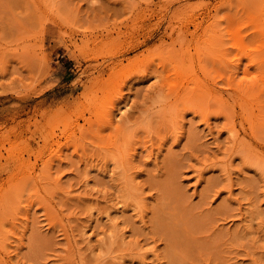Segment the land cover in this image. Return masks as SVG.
Here are the masks:
<instances>
[{"label":"rangeland","instance_id":"rangeland-1","mask_svg":"<svg viewBox=\"0 0 264 264\" xmlns=\"http://www.w3.org/2000/svg\"><path fill=\"white\" fill-rule=\"evenodd\" d=\"M159 4L0 0V264H264V0Z\"/></svg>","mask_w":264,"mask_h":264},{"label":"bare ground","instance_id":"bare-ground-1","mask_svg":"<svg viewBox=\"0 0 264 264\" xmlns=\"http://www.w3.org/2000/svg\"><path fill=\"white\" fill-rule=\"evenodd\" d=\"M163 1H164V0H161V3H162V4H161V5L159 4V6H163V7L169 8V7L165 6V3L168 4V3H170V2H174V1H176V0H165V2H163ZM245 1H247V0H245ZM220 2H222V1H220ZM226 2H227V1H226ZM159 3H160V2H159ZM258 3H259V2H257V3L255 2V4H258ZM167 4H166V5H167ZM219 4H220V3H219ZM221 4H222V3H221ZM227 4H228V2H227ZM245 6H246V5H245ZM262 6H264V5H262ZM216 7H217V6H216ZM216 7H215V8H216ZM260 7H261V6H260ZM160 8H162V7H160ZM219 8H221V7H219ZM263 8H264V7H263ZM211 9L213 10L214 8H211ZM223 9H224V8H223ZM165 10H166V9H165ZM165 10H164V12H165ZM212 10H211V12H212ZM216 10H217V8H216ZM242 10H243V8H242ZM205 11H206V14H207V13H208V12H207V9H206ZM202 12H204V10H203ZM245 12H246V10H245ZM242 13H244V11H242ZM200 14H201V12H200ZM202 14H203V13H202ZM202 14L199 15V16H202V17H203ZM216 14H217V13H216ZM247 14H248V13H247ZM263 14H264V13H263ZM218 15H219V14H218ZM220 15H222V14H220ZM225 15H226V14H225ZM192 16H193V15L191 14V18H192ZM210 16H211V15H210ZM213 16H214V15H213ZM228 16H229V15H228ZM206 17H207V16H206ZM215 17L217 18L218 16L215 15ZM215 17H214V18H215ZM225 17H226V18H229L230 16H229V17L225 16ZM234 17H235V16H234ZM234 17H233V18H234ZM186 18H187V20H188L189 17H186ZM186 18H185V19H186ZM216 18H215V19H216ZM221 18H222V16H221ZM223 18H224V16H223ZM223 18H222V19H223ZM237 18H238V17H236L235 19H237ZM192 19H193V18H192ZM219 19H220V17H219ZM230 19H231V17L229 18V21H230ZM189 20H191V19H189ZM196 20H197V19H196ZM204 20H205V19H204ZM210 20H211V19H210ZM217 20H218V19H217ZM223 20H224V19H223ZM227 20H228V19H227ZM192 21H193V20H192ZM192 21H191V22H192ZM207 21H208V20H207ZM212 21H214V20H212ZM231 21H234V19H232ZM262 21H263V20H262ZM179 22H180V21H179ZM185 22H186V21H185ZM200 22H202V21H201V20L198 21V23L201 25L202 23H200ZM214 22H217V21L215 20ZM220 22H221V21L219 20L218 23L220 24ZM176 23H177V22H176ZM183 23H184V22H180V24H182V26L185 25V24H183ZM192 23L194 24V22H192ZM196 23H197V22H196ZM196 23H195V24H196ZM209 23H212V24L215 25V23H213V22H209ZM218 23H216V24L218 25ZM229 23H230V22H229ZM171 24H172V23H171ZM186 24H188V23L186 22ZM199 24H198V25H199ZM226 24H227V23H226ZM262 24H263V22H262ZM190 25H191V24H189V25H187V26H190ZM217 25H215V28H216V27L218 28V26H219L220 28H222V26H221L222 24H220V25H218V26H217ZM228 25H231V24H228ZM257 25H258V24H257ZM171 26H173V25H170V27H171ZM174 26H175V23H174ZM174 26L171 28V32H170V33H171V36H172L171 39L173 38L174 33H176V31H178V29L183 30V29H181L182 26L179 25V24H178V27H179V28L177 27V25L175 26V27H177V28H175ZM185 26H186V25H185ZM187 26H186V27H187ZM193 26H195V25H193ZM207 26H208V25H207ZM207 26H206V27H207ZM224 26H225V25H224ZM226 26H227V25H226ZM197 27L199 28V26H197ZM206 27H202V29H204V28H206ZM255 27H256V26H255ZM258 27H259V26H258ZM168 28H169V27H168ZM183 28H184V27H183ZM188 28H189V27H187V30H188ZM217 28H216L215 30H217ZM224 28H225V27H224ZM259 28L261 29V27H259ZM190 29H191V28H190ZM213 29H214V27H213ZM225 29H226V28H225ZM230 29H231V28H230ZM262 29H263V28H262ZM262 29H261V30H262ZM196 30H197V28H196ZM196 30H195V31H196ZM209 30L212 31V29H209ZM209 30H208V31H209ZM188 31H190V30H188ZM195 31H194V32H195ZM208 31H206V34L209 35V33H207ZM210 31H209V32H210ZM219 31H221V29H218V32L216 31V33H217V36L220 37V36L223 35V33H220ZM226 31H227V30H226ZM234 31H236V30H234ZM252 31H253V30H252ZM182 32H183V31H182ZM186 32H187V31H186ZM203 32H204V31H203ZM221 32H222V31H221ZM223 32H224V34L226 33L225 31H223ZM239 32H240V30L237 31V32H233V34L235 33V36H236V35L238 36V38L236 37V39H238L239 42H238V41H235V42H237L238 45H240V41H241V43H244V44L246 43V45H243V44H242L243 46H247V45L251 44V43L246 42V41H245V42H242V41H244V40H242V39H243L242 36H241V37L239 36V35H240ZM178 33H179V32H178ZM218 33H220V34H222V35H220V34L218 35ZM236 33H237V34H236ZM249 33H251V32H249ZM252 33H253V32H252ZM260 33L262 34V32H261L260 30L257 31V32L254 31L253 35H255V40H256V38H257V37H256L257 34L259 35ZM176 34H177V33H176ZM184 34H185V32H184ZM187 34H189V33H187ZM206 34H205V35L203 34V35L206 37ZM226 34H227V33H226ZM261 34H260L259 36H261ZM168 35H170V34H168ZM178 35H179V34H177V36H178ZM192 35H193V36L195 35V33L193 34V31H192ZM247 35H248V34H247ZM263 35H264V34H263ZM183 36H184V35H183ZM183 36H182V37H183ZM198 36H201V35H198ZM198 36H197V37H198ZM225 36H226V35H225ZM225 36H224V35L222 36L223 39H225ZM235 36H234V38H235ZM174 37H175V36H174ZM179 37H180V36H179ZM239 37H240V38H239ZM253 37H254V36H253ZM253 37H252V38H253ZM169 38H170V37H169ZM176 38H177V37H176ZM189 38H190V36H189ZM191 38H192V37H191ZM195 38H196V37H195ZM206 38H207V37H206ZM217 38H218V37H217ZM226 38L228 39V36H226ZM230 38H231V36H230ZM234 38H233V40H234ZM249 38H251V36H250ZM259 38L262 39L263 37H259ZM163 39H164V38H163ZM173 39H174V38H173ZM173 39H172V40H173ZM210 39H211V37H210ZM218 39H219V42H217V44L219 45V43H222V42H220V39H221V38H218ZM218 39H217V40H218ZM227 39H226V40H227ZM239 39H240V40H239ZM253 39H254V38H253ZM253 39H251V40H253ZM198 40H199V39H198ZM202 40H203V38H202ZM217 40H216V41H217ZM226 40H225V41H226ZM247 40L250 41L249 39H247ZM255 40H254V41H255ZM187 41H188V40H187ZM190 41H191V40H190ZM192 41H193V40H192ZM192 41H191V42H192ZM206 41H207V39H206ZM214 41H215V40H214ZM214 41L212 40L211 42H214ZM221 41L225 42L224 40H221ZM228 41H230V40H228ZM257 41H258V40H257ZM174 42H176V39L174 40ZM199 42H200V41H199ZM199 42H198L197 44H199ZM207 42H208V41H207ZM207 42H206V44H207ZM209 42H210V41H209ZM226 42H227V41H226ZM233 42H234V41H233ZM258 42H260V41H258ZM176 43H177V42H176ZM184 43L186 44V41H185ZM200 43L202 44V42H200ZM253 43H254V42H253ZM253 43H252V44H253ZM256 43H257V42H256ZM174 44H175V43H174ZM174 44H171V45H174ZM179 44L182 45L183 43H179ZM192 44L194 45V43H192ZM197 44H196V47H197ZM208 44H209V43H208ZM227 44H228V43H227ZM252 44H251V46H253L255 43H254L253 45H252ZM262 44H263V43H262ZM189 45H190L189 47L191 48V44H189ZM210 45H211V43H210ZM210 45H209V46H210ZM222 45L224 46V48L219 47V50H222V51H220V52H221V54H224V53H225V50L228 51L229 47H227V48H228V49H227V48L225 47L224 43H223ZM234 45H235L234 48H236V47L238 46V45H236L235 43H234ZM258 45H259V43H258ZM260 45H261V44H260ZM187 46H188V45H187ZM229 46H230V45H229ZM261 46H262L263 49H264V46H263V45H261ZM189 47H188V48H189ZM194 47H195V46H194ZM211 47H212V46H211ZM216 47H217V46H216ZM216 47H215V48H216ZM232 47H233V45L231 46V48H232ZM256 47H257V45H256V46L254 45L252 48H256ZM258 47H259V48H256V49L262 51V48L260 49V46H258ZM172 48H173V47H172ZM190 48H189V51H188V49H187V51H186V50H183V51H184V52H182L183 54L181 55V53H180V55H181V56L184 55V57H186V56L188 57L189 55H186V53L190 52ZM192 48H193V47H192ZM215 48H214L213 51H217ZM244 48H246V47H244ZM244 48H243V49H244ZM248 48H249V47H248ZM248 48H247V49H248ZM196 49H198V48H196ZM196 49H195V51H196ZM217 49H218V48H217ZM232 49H233V48H232ZM237 49H241V50H242V48H240V46L237 47ZM237 49H236V50H237ZM198 50H200V49H198ZM198 50H197V51H198ZM201 50H202V49H201ZM203 50H204V49H203ZM203 50H202V51H203ZM205 50H206V48H205ZM233 50H234V49H233ZM251 50H252V49H251ZM185 51H186V52H185ZM192 51H193V50H192ZM195 51H194V52H195ZM238 51H239V50H238ZM238 51H237V53H238ZM248 51H249V50H248ZM248 51H247V53H248ZM253 51H254V49H253ZM260 51H259V53H260ZM194 52H193V53H194ZM203 52H205V51H203ZM203 52H200V53H203ZM206 52H207V51H206ZM220 52H219V54H220ZM244 52H245V51H244ZM190 53H191V52H190ZM195 53H196V52H195ZM195 53H194V54H195ZM226 53H227V52H226ZM226 53H225V54H226ZM228 53H229V52H228ZM259 53H258V54H259ZM163 54H164V56L166 55V57H168V58L170 57V56H169L170 54H165V53H163ZM163 54H161V55H163ZM171 54L174 55L173 53H171ZM191 54H192V53H191ZM198 54H199V51H198ZM215 54H216V53H215ZM225 54H224V55H225ZM248 54H249V53H248ZM250 54H251V52H250ZM258 54H257V56H258ZM185 55H186V56H185ZM203 55H204V53H203ZM203 55H202V56H203ZM226 55H228V54H226ZM226 55H225L224 57H226ZM193 56H194V55H193ZM200 56H201V54L198 55V58H199ZM213 56H214V54H213ZM213 56H212V57H213ZM216 56H217V55H216ZM218 56H219V55H218ZM237 56H239V55H237ZM248 56H249V55H248ZM262 56H263V55H262ZM171 57H174L175 60H176L177 58H179V59L181 58V57L179 56V53H178V56L175 54L174 56H171ZM190 57H191V55H190ZM204 57H205V56H204ZM204 57H202V58H204ZM224 57L221 56L220 58L223 60V59H225ZM246 57H247V56H246ZM258 57H259V56H258ZM161 58H163V56H162ZM192 58H194V57H192ZM209 58H210V57H209ZM213 58H214V57H213ZM218 58H219V57H218ZM220 58H219V59H220ZM226 58H227V57H226ZM262 58H263V57H262ZM163 59H164V58H163ZM165 59H166V58H165ZM184 59H186V58H184ZM195 59H196V57H195ZM210 59H211V58H210ZM229 59H230V58H229ZM231 59H232V58H231ZM259 59H260V57H259ZM169 60H170V58L168 59V61H167V59L164 60V61H166V63H169ZM172 60H173V59L171 58L170 61H172ZM177 60H178V59H177ZM191 60H194V59H191ZM203 60H204V59L201 60V58H200L198 61L200 62V61H203ZM214 60L216 61L215 58H214ZM233 60H234V59H233ZM233 60H232V61H233ZM235 60H237V58H235ZM188 61H189V60H188ZM188 61H186V62H188ZM212 61H213V60H212ZM225 61H226V59H225ZM251 61H252L254 64H250V65L257 66V68H258V67H264V59L261 60L260 62H258V58H256V60H255V58H254V59H252ZM251 61H250V62H251ZM254 61H257V63H255ZM173 62H175V61L173 60L172 63H173ZM186 62H185V63H186ZM191 62L193 63L194 61H191ZM222 62H223V61H222ZM230 62H231V61H230ZM230 62H229V63H230ZM241 62H243V60H242V59H238L237 64L234 65V66H235V70H236V71H235V74L239 76V73H241V72L243 71V73H245L246 76L249 75V74H250V73H249V70H248L249 68H248V67H244L245 69L243 68L244 70H242V69H241V68H242V66H241L242 63H241ZM163 63L166 64L165 62H163ZM181 63H183V61H182ZM189 63H190V61H189ZM194 63H195V62H194ZM194 63H193V64H194ZM200 63H201V62H200ZM226 63H228V62L226 61ZM226 63H224V65H225ZM169 64H171V63H169ZM178 64H179V63H178ZM183 64H184V63H183ZM186 64H188V63H186ZM186 64H185V66H186ZM190 64H191V63H190ZM216 64H217V63H216ZM216 64H215V65H216ZM219 64H222V63L219 62ZM230 64H231V63H230ZM232 64H233V63H232ZM180 65H181V64H180ZM163 66H164V65H163ZM182 66H183V65H182ZM182 66H181V67H182ZM192 66H193V65H192ZM192 66H191V67H192ZM222 66H223V65H222ZM234 66H233V67H234ZM246 66H248V65H246ZM202 67H203V66H201V69H203ZM227 67H229L228 64H227ZM227 67H226V68H227ZM179 68H180V66H179ZM179 68H177V70H178ZM187 68H189V65L187 66ZM224 68H225V67H224ZM226 68H225V69H226ZM247 68H248V69H247ZM182 69L185 70L186 68L183 67ZM189 69H190V68H189ZM258 69H259V68H258ZM179 70H181V69H179ZM186 70H187V69H186ZM205 70H206V69H205ZM229 70H231L230 67H229ZM229 70H228V71H229ZM207 71H208V70H207ZM262 71H263V70H261V71L259 70L257 73L260 72V73H259L260 76H258V77H259V79H260V78H263V79L261 80V81H262V84H263V83H264V82H263V80H264V71H263V72H262ZM179 72H180V71H179ZM230 72H231V71H230ZM232 72H234V71H232ZM228 74H229V73H228ZM256 75H257V74H256ZM168 76H169V75H168ZM179 76H180V75H179ZM179 76H178V77H179ZM221 76H222V75H221ZM232 76H233V75H232ZM242 76H245V75H242ZM261 76H262V77H261ZM165 77H166V76H165ZM180 77H181V76H180ZM258 77H255V78H253V79H254V80H257ZM168 78H169V77H168ZM233 78H234V77H233ZM243 78H244V77H243ZM243 78H240V79H242L243 81H245V79H243ZM246 78H247V77H246ZM181 79H182V78H181ZM237 79H238V78H236V80H237ZM253 79H252V80H253ZM259 79H258V81H255V82H259ZM178 80H179V79H178ZM229 80H230V79L228 78V81H229ZM233 80H235V79H233ZM238 80H239V79H238ZM242 80H241V81H242ZM247 80H248V79H246V83L248 84L249 80H248V81H247ZM252 80H250V84H252V82H251ZM193 81H194V80H193ZM194 82H195V81H194ZM215 82H216V81H215ZM215 82H214V83H215ZM253 82H254V81H253ZM177 83H178V82H177ZM234 83H235V81H234ZM242 83H244V82H242ZM242 83H241V91H242V89H243V87H242L243 84H242ZM178 84H180V82H179ZM178 84H177V85H178ZM202 84H203V83H202ZM204 84H205V83H204ZM237 84L240 86V82H238ZM237 84H236V87L239 88V86H237ZM247 84H246V85H247ZM180 85H182V84H180ZM224 85H225V84H224ZM227 85H228V84H227ZM253 85H254V83L252 84V86L250 85L251 87H250V86H248V87H250V88L253 87V88H254ZM182 86H184V85H182ZM215 86H216V85H215ZM233 86H234V85H233ZM256 86H257V84L255 85V87H256ZM175 87H176V85H175ZM175 87H174V88H175ZM177 87H178V86H177ZM177 87H176V88H177ZM186 87H187V86H186ZM188 87H189V86H188ZM188 87H187V88H188ZM231 87H232V86H231ZM236 87H235V88H236ZM244 87H245V83H244ZM257 87L260 88V87H261V83H259ZM176 88H175V90L177 91L179 88H178V89H176ZM184 88H185V87H184ZM187 88H185V89H187ZM193 88H194V87H189V89H191V90H192ZM198 88H199V87H198ZM217 88H218V87H216V89H217ZM226 88H227V87H226ZM226 88H224V89H226ZM228 88H230V87H228ZM233 88H234V87H233ZM253 88H252V90H253ZM261 88H262V87H261ZM263 88H264V84H263ZM263 88H262V89H263ZM180 89L183 90V88H181V87H180ZM194 89H196V88H194ZM211 89H212V88H211ZM224 89H223V90H224ZM239 89H240V88H239ZM245 89H246V88H245ZM247 89H248V91L251 90V89H249V88H247ZM208 90H209V89H208ZM218 90H221V89H218ZM176 91H175V92H176ZM238 91H240V90H238ZM241 91H240V92H241ZM248 91L246 90L245 92H248ZM255 91H256V88H255ZM257 91H259V89H257ZM257 91H256V92H254V90L252 91V92H254L255 94L252 93V96H250L251 101H253V100L255 101V99H257L258 97H259V99H260L259 92H258V94L256 95ZM217 92H218V91H217ZM184 93H185V90H184ZM192 93H193V92H192ZM200 93H201V92H200ZM228 93H230V92H228ZM241 93H242V92H241ZM241 93H240V94H241ZM190 94H191V93H190ZM197 94H199V93L197 92ZM203 94H204V93H203ZM203 94H202L201 96H203ZM211 94H213V93H211ZM215 94H216V93H215ZM218 94H219V93H218ZM242 94H244V92H243ZM250 94H251V93H250ZM250 94H248V95H250ZM181 95H184V94H181ZM186 95H187V94H185V96H186ZM191 95H192V94H191ZM244 95H245V94H244ZM255 95L258 96V97H257V98H254ZM185 96H184V97H185ZM188 96H189V95H188ZM204 96H205V99L208 98V97H206V96H207V93H206ZM215 96H216V95H215ZM221 96H222V95H221ZM221 96H220V97H221ZM232 96H233V95H232ZM186 97H187V96H186ZM189 97H190V96H189ZM191 97H192V96H191ZM193 97H194V96H193ZM217 97L220 98L219 96H217ZM177 98H178V97H177ZM209 98L211 99V96H209ZM214 98H216V97L213 96V99H214ZM252 98H253V99H252ZM178 99H179V98H178ZM181 99H183V96H180V100H181ZM187 99H188V97H187ZM210 101H211V100H210ZM208 102H209V101H208ZM221 102H222V101H221ZM249 102H250V101H249ZM258 102H259V101H258ZM261 105L264 107L263 104H261ZM262 111H263V109H262ZM262 111H260V113H262ZM258 114H259V113H258ZM262 114H264V112H263ZM262 114H259V115L261 116ZM259 115H258V117L260 118ZM259 118H258V119H259ZM261 118H262V116H261ZM261 118H260V119H261ZM263 118H264V117H263ZM260 119L257 120V121H261V120H262V119H261V120H260ZM263 120H264V119H263ZM263 120H262L261 122H263ZM256 123H260V122H256ZM239 136H240V135H238V133H235V134H234L235 141H238V140H239V138H240ZM240 140H241V139H240ZM238 142H239V141H238ZM114 143H115V142H114ZM120 146H121V145H120ZM120 146H119L118 148H120ZM116 148H117V147H116ZM118 148H117V149H118ZM121 148H122V147H121ZM123 149H124V148H123ZM125 149L128 150V148H126V147H125ZM125 149H124V150H125ZM126 150H125V152H126ZM114 153H115V152H114ZM121 153H123V152L121 151ZM125 154H126V153H125ZM48 161H50V159H49ZM44 163H45V162H44ZM44 165H45V164H44ZM28 169H30V168H28ZM31 169H32V168H31ZM46 169H47V168H46ZM46 171H47V170H46ZM27 172H28V171H27ZM27 172L25 173V176H26V174H28ZM32 172H33V171H32ZM42 173L44 174V171H43ZM34 175H35V174H34ZM44 176H45V174H44ZM44 176H43V177H44ZM20 177H21V176H20ZM26 179H27V177H26ZM29 179H31V176H30ZM41 179H42V178H41ZM31 180L33 181L34 179H31ZM35 180H36V179H35ZM37 180H38V179H37ZM30 182H31V181H30ZM37 182H38V181H37ZM26 184H27V183H25L24 185H26ZM28 184H29V183H28ZM3 185H4V184H3ZM14 187H15V186H14ZM8 190H9V189H8ZM4 191H5V190H4ZM9 192H10V191H9ZM5 195L7 196L6 193H5ZM8 196H9V193H8ZM9 197H10V196H9ZM20 202H21V201H20ZM20 202H19V203L16 202V203H17V206H18V204H20ZM17 206H16V207H17ZM115 208H116V207H115ZM118 208H119V207H118ZM118 208H116V209L118 210ZM1 209H2V208H1ZM116 209H115V210H116ZM119 209H120V208H119ZM117 210H116V211H117ZM107 213H110V212H107ZM117 213H119V212H117ZM106 216H107V215H106ZM116 216H117V215H116ZM15 220H16V219H15ZM107 221H109V220L107 219ZM111 221H112V220H111ZM110 224H111V223H110ZM13 226H15V225H13ZM2 236H3V234H2ZM4 236H6V235H4ZM5 238H6V237H5Z\"/></svg>","mask_w":264,"mask_h":264}]
</instances>
